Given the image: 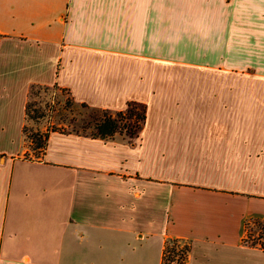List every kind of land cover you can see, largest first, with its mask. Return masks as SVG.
I'll use <instances>...</instances> for the list:
<instances>
[{
    "label": "crops",
    "instance_id": "crops-1",
    "mask_svg": "<svg viewBox=\"0 0 264 264\" xmlns=\"http://www.w3.org/2000/svg\"><path fill=\"white\" fill-rule=\"evenodd\" d=\"M32 86L143 108L136 138L49 131ZM264 0H0V264H264Z\"/></svg>",
    "mask_w": 264,
    "mask_h": 264
},
{
    "label": "trees",
    "instance_id": "trees-1",
    "mask_svg": "<svg viewBox=\"0 0 264 264\" xmlns=\"http://www.w3.org/2000/svg\"><path fill=\"white\" fill-rule=\"evenodd\" d=\"M36 89L46 90L49 88L32 86L29 91V101L25 107L26 119L31 124L38 126L40 125L38 124V121L41 118V114L36 107L34 100L39 96L40 91L36 92ZM82 106L86 107L85 105ZM136 107L137 106L135 105L129 104L125 110L116 113L102 110V116L93 117L92 119L91 128L93 132L91 136L100 139L121 136L129 141H133L141 129L146 117L144 109L141 108V112L138 113ZM31 128L33 127H25L24 133L26 139L33 147V151L38 153L36 157H39L46 147L49 131L41 132L38 129ZM52 131L54 132L55 130ZM252 224L258 228V233L254 234L250 231L248 235H245L244 242L264 251V220L253 221ZM188 253L189 247L186 244H182L177 240H168L163 249L161 264H187Z\"/></svg>",
    "mask_w": 264,
    "mask_h": 264
},
{
    "label": "rangeland",
    "instance_id": "rangeland-1",
    "mask_svg": "<svg viewBox=\"0 0 264 264\" xmlns=\"http://www.w3.org/2000/svg\"><path fill=\"white\" fill-rule=\"evenodd\" d=\"M35 91H40L39 96L34 101L41 114L38 124L43 127L44 130L42 132L55 130L91 135L93 132L91 128L93 117L103 115L102 110H94L75 103L65 90L51 87L46 90L36 89ZM136 109L138 113L141 112L140 107H136ZM31 129H35V127ZM29 147L30 151L26 158L36 157L38 153L33 151L31 145ZM250 231L257 234L258 228L254 224L249 223L246 226V234L248 235Z\"/></svg>",
    "mask_w": 264,
    "mask_h": 264
}]
</instances>
